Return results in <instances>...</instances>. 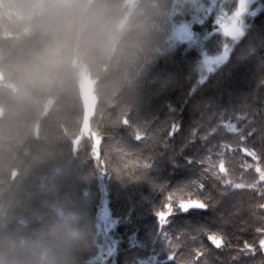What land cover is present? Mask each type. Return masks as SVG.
Returning a JSON list of instances; mask_svg holds the SVG:
<instances>
[{
    "label": "trees",
    "instance_id": "1",
    "mask_svg": "<svg viewBox=\"0 0 264 264\" xmlns=\"http://www.w3.org/2000/svg\"><path fill=\"white\" fill-rule=\"evenodd\" d=\"M239 2L0 0V264H264V0L226 38Z\"/></svg>",
    "mask_w": 264,
    "mask_h": 264
},
{
    "label": "snow or ice",
    "instance_id": "2",
    "mask_svg": "<svg viewBox=\"0 0 264 264\" xmlns=\"http://www.w3.org/2000/svg\"><path fill=\"white\" fill-rule=\"evenodd\" d=\"M248 8L247 0H240V6L239 9L231 16H226L223 12H220L219 15H217L216 24L218 30L224 35V37H231L233 39L239 37L242 35V29H243V20L242 17L246 13ZM227 44L225 45V55H227ZM125 124L128 123L127 120L124 121ZM227 127L229 130H235L234 126L232 124H228ZM178 131V125L173 124L171 131L169 132V136L173 135L175 132ZM135 140L142 141L143 137L137 133L135 135ZM93 155L96 156L97 153L94 151ZM248 155L253 156L255 158L256 154L255 152H248ZM220 170L224 171L223 164L220 166ZM258 172H260V169H256ZM261 179H264V172H261ZM228 183L231 184L229 181ZM201 187H203L201 185ZM232 187L234 188H242L244 185L242 184H233ZM207 205L201 201L198 200H188L187 202L181 200L178 204V210L187 212L189 209L195 208V209H202L206 208ZM176 209L173 208V205L170 201L162 206L161 210H157L156 215L159 221V225L162 229V234L164 235V238L167 239L166 233L163 231V225L168 223V217L172 216ZM208 239L216 246L220 247L223 243L222 239L219 238L216 235H209ZM261 246H264V240L261 241ZM248 246L245 245V249L247 250ZM174 257L172 255H169V260H172Z\"/></svg>",
    "mask_w": 264,
    "mask_h": 264
},
{
    "label": "rangeland",
    "instance_id": "3",
    "mask_svg": "<svg viewBox=\"0 0 264 264\" xmlns=\"http://www.w3.org/2000/svg\"><path fill=\"white\" fill-rule=\"evenodd\" d=\"M256 3H257V0H247L248 8H247V11L244 14V16L249 15V14H253L258 10L256 7H254V5H256ZM239 6H240V2H239ZM239 6H238V8H236L237 10L239 9ZM232 15H230L228 17H231ZM244 16L242 18H244ZM176 37L181 39V40H185V41L188 40L190 38V34L188 32V29L186 27H181L177 31ZM225 57H226L225 50L223 49L222 52L217 56L204 58V60L202 62L204 63L205 70L207 72L212 71L214 69V67L216 68V66H218L219 64H221L223 62ZM85 96H88L87 93L85 94ZM89 100H90V98L88 97L86 99L87 106L90 105ZM99 215H100L99 227H100L101 231H104V233H107V235H108L109 232L111 231L112 226H113V222L110 220V217H109L106 210H102V211L100 210Z\"/></svg>",
    "mask_w": 264,
    "mask_h": 264
},
{
    "label": "bare ground",
    "instance_id": "4",
    "mask_svg": "<svg viewBox=\"0 0 264 264\" xmlns=\"http://www.w3.org/2000/svg\"><path fill=\"white\" fill-rule=\"evenodd\" d=\"M152 19L159 20V18H157V16H153ZM137 34H139V36H138L139 39L148 42V40H147L148 37H147V34H146L145 31H142V32L140 31V32H139V31L137 30ZM148 43H149V42H148ZM103 260H104L105 262L110 261V260H108V259H106V258H104Z\"/></svg>",
    "mask_w": 264,
    "mask_h": 264
},
{
    "label": "clouds",
    "instance_id": "5",
    "mask_svg": "<svg viewBox=\"0 0 264 264\" xmlns=\"http://www.w3.org/2000/svg\"><path fill=\"white\" fill-rule=\"evenodd\" d=\"M50 251H51V250H50ZM50 264H56V257H55V255H54V253L51 254Z\"/></svg>",
    "mask_w": 264,
    "mask_h": 264
}]
</instances>
